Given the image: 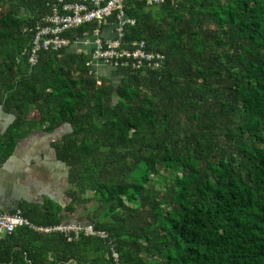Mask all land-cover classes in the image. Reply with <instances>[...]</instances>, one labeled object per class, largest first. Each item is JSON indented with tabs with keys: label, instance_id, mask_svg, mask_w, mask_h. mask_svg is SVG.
<instances>
[{
	"label": "trees",
	"instance_id": "16d2710c",
	"mask_svg": "<svg viewBox=\"0 0 264 264\" xmlns=\"http://www.w3.org/2000/svg\"><path fill=\"white\" fill-rule=\"evenodd\" d=\"M52 1L0 0V104L14 116L0 161L28 120L45 133L67 125L52 141L64 201L20 208L37 225L93 231L18 226L0 239V264H264V0H126L135 22L122 46L143 39L164 55L142 69L71 46L40 47L31 64ZM96 27L107 36L97 21L63 35Z\"/></svg>",
	"mask_w": 264,
	"mask_h": 264
},
{
	"label": "built area",
	"instance_id": "2783aa9c",
	"mask_svg": "<svg viewBox=\"0 0 264 264\" xmlns=\"http://www.w3.org/2000/svg\"><path fill=\"white\" fill-rule=\"evenodd\" d=\"M163 0H146L147 3H159ZM126 0H53L50 5L49 13L46 14L42 21L36 24V33L33 37V46L30 50L29 62L35 64L38 59V50L40 47L47 49H59L66 46H77L81 40L88 41V35L93 36V46L87 51L80 46L74 47L75 51L79 52L81 49L90 53L95 65L109 64L115 66H122L127 64L129 57H144L150 61L151 56L143 55L140 50L133 51L125 50L120 47V42L117 36H120V30L123 25L134 24L135 19L129 17L125 11ZM124 6V8H123ZM114 18L110 19V17ZM109 17V18H108ZM97 21L103 23L106 27V37H102L101 31L98 27L94 28L92 33H83L77 36L73 41L67 36L63 35L67 30L77 27L81 24L91 23ZM114 25V28L109 26ZM107 27L108 31H107ZM119 34V35H116ZM133 45L136 41L132 42ZM140 45H143L141 42ZM141 59L132 63V67L138 68L142 65ZM152 65L151 62H148ZM155 65V63H153ZM18 226H27L31 229L42 233L51 231H60L68 239L77 237L80 231L88 233L92 230L91 224L81 226L80 224H54V225H37L30 221L23 213L20 207H16L13 211H0V239L4 233H9ZM74 235V236H73Z\"/></svg>",
	"mask_w": 264,
	"mask_h": 264
},
{
	"label": "crops",
	"instance_id": "0c3cea01",
	"mask_svg": "<svg viewBox=\"0 0 264 264\" xmlns=\"http://www.w3.org/2000/svg\"><path fill=\"white\" fill-rule=\"evenodd\" d=\"M87 37L88 41L81 40L74 47L80 46L89 51L93 46V36ZM74 47L72 49L75 51ZM98 66L101 71L106 69L104 65ZM13 117L5 113L0 104V133ZM29 117L35 118L37 114L31 111ZM32 124L31 120L26 122L24 128H31L30 131L15 139L10 154L3 162L0 161V211H13L26 202L42 203L55 197L57 192L65 198L68 167L56 158L52 141L58 140L69 127L61 125L53 132L45 133Z\"/></svg>",
	"mask_w": 264,
	"mask_h": 264
},
{
	"label": "bare ground",
	"instance_id": "6f19581e",
	"mask_svg": "<svg viewBox=\"0 0 264 264\" xmlns=\"http://www.w3.org/2000/svg\"><path fill=\"white\" fill-rule=\"evenodd\" d=\"M128 27V25H123L121 30H120V36H117V38L119 39V42H120V47L116 48V49H113V51H116L117 49L119 48H123L125 50H130V51H133L135 49H138L141 51V53L143 55H149L151 56V59L150 61H147L144 57H142V59L140 57H129L127 58V64L125 65H122L124 67H131L133 69H142V68H155V67H158L162 64L163 60H164V55L159 53L158 51H149L147 48H146V43L143 39H133L132 41L130 42H127L124 46H122V41H121V38L124 36V33H125V29ZM116 35H119V34H116ZM133 41H136V44L133 45L132 42ZM143 43V45H140V43ZM138 59H141L142 61V65L138 68H135V67H132V63L137 61ZM148 62H151L152 65H149ZM155 63V65L153 64Z\"/></svg>",
	"mask_w": 264,
	"mask_h": 264
},
{
	"label": "rangeland",
	"instance_id": "374dc122",
	"mask_svg": "<svg viewBox=\"0 0 264 264\" xmlns=\"http://www.w3.org/2000/svg\"><path fill=\"white\" fill-rule=\"evenodd\" d=\"M67 177V176H65ZM61 178V176H59V179ZM54 194H56V192H54ZM51 200L54 202V203H57V204H62V202L64 201L63 199V194L61 195L60 192H57V195L55 197H51ZM84 208H87V209H90L91 206L89 203H86V204H78L77 205V208L75 209V212L71 215H79V213L82 211V212H85L84 211ZM83 215V214H82ZM73 224V223H72ZM81 226H85V225H82L80 224ZM92 226V225H91ZM93 231V227H92V230ZM90 231V232H91Z\"/></svg>",
	"mask_w": 264,
	"mask_h": 264
},
{
	"label": "clouds",
	"instance_id": "9594fccd",
	"mask_svg": "<svg viewBox=\"0 0 264 264\" xmlns=\"http://www.w3.org/2000/svg\"><path fill=\"white\" fill-rule=\"evenodd\" d=\"M162 2V1H161ZM72 47V46H71Z\"/></svg>",
	"mask_w": 264,
	"mask_h": 264
}]
</instances>
